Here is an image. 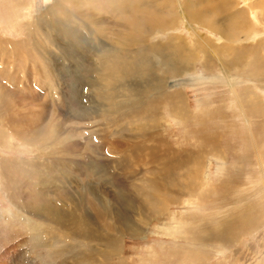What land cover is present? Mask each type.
I'll use <instances>...</instances> for the list:
<instances>
[{
	"label": "rangeland",
	"instance_id": "obj_1",
	"mask_svg": "<svg viewBox=\"0 0 264 264\" xmlns=\"http://www.w3.org/2000/svg\"><path fill=\"white\" fill-rule=\"evenodd\" d=\"M94 1L0 0V264H264V113L242 107L251 94L264 109V77L244 64L251 55L231 72L202 69L197 54L187 69L179 62L182 78L152 65L137 78L135 52L169 35L130 46L112 9ZM249 16L258 30L244 47L264 53V18ZM175 33L190 46L196 25ZM105 53L124 56L131 74L99 87ZM181 80L180 111L165 84ZM124 81L135 90L130 110L117 103ZM227 221L230 237L213 238Z\"/></svg>",
	"mask_w": 264,
	"mask_h": 264
},
{
	"label": "bare ground",
	"instance_id": "obj_2",
	"mask_svg": "<svg viewBox=\"0 0 264 264\" xmlns=\"http://www.w3.org/2000/svg\"><path fill=\"white\" fill-rule=\"evenodd\" d=\"M86 1L90 5L92 0H86ZM103 1L106 4L105 6L110 7L112 11L114 12L115 20L120 25L121 30H123V32L125 30V32L128 33V34L125 33L126 36H121V38L126 40V42L131 43L130 46H133L135 43H137L136 41L139 40L140 37L147 38V37L154 35L156 32H161L166 35H169L163 43H159V42H155L154 44L151 43L152 44V45L150 44L151 52L149 49L145 50V48L143 49L141 48L139 50L137 49L138 51L136 50L137 52L135 53H136L137 59L139 60V64H137L135 68H133V70L137 72L139 71L140 75L137 76V78H140L141 74H143L144 72L145 74L147 72H150L148 69L149 65H152V67L156 69H158V66L165 67L166 69H168L167 71L171 70L172 73H174L173 77L180 75V78H182L181 77L183 75L182 73H184V75H188V73L187 71L180 69L181 67H179L180 66L179 62H182L183 60L182 63L186 65V66L184 65L185 66L184 69H187V66L188 67L192 66L191 64H189L190 61L194 60V57L192 56H196L197 54L202 55V60L200 62L202 69L204 68L212 69V67L214 66L213 64L216 63V67L221 68L224 71L231 72L232 69H235L237 66L240 65V61L244 62L245 53L251 55V58H252L250 62L246 61L244 63L245 65H248L247 67L249 68V72L253 74L256 78L260 79L264 77V53H260L259 51H254L256 48L245 49L244 44H243V41L245 40L244 38L247 37V35L254 34V32L258 30L257 25L252 23L251 21L252 17L250 18L249 16L250 10L255 11L258 14V17L260 20L264 18V15H263L264 0H241V1H244V6L237 10H236V7L238 3L236 2V0H198L197 1L199 4L204 3L205 4L204 6L208 9H205L202 6L201 8L200 5L197 6L195 1L193 0H103ZM54 4H55V7L57 8L60 5L58 0H56ZM72 6L74 7L75 5L73 4ZM6 7L7 6L4 5L3 8H1V11L2 12L3 10L5 11ZM78 7L76 6L77 10H78ZM218 12H221V16L218 18L214 17L215 15H217ZM219 15L220 14H218V16ZM180 19L182 20L180 21ZM183 22L192 23L196 25V35L194 38H192V43L190 44V46L182 45L180 42L181 39L173 35V34H176L175 33L176 31L178 30L180 31V24H183ZM260 22L264 26V21L262 20ZM203 26L208 28L206 29V31L210 30L212 32L214 31L215 33L216 32L218 33L217 42H215V39H214L215 37H212L213 35L211 36V35H208L207 33L206 35L211 36L212 38L207 36L208 39L206 38H205L206 40L203 39V35L199 34V29L200 27H203ZM167 31H170V33H167ZM249 32L250 34H248ZM117 39L119 40L118 37ZM175 39L178 40L177 43L175 42ZM173 43H176L177 46L174 45ZM125 48H126V45L124 49ZM163 49H165L167 52H163L162 51ZM105 51L110 52V49L104 50V52ZM112 51L113 53L117 51L114 45H113ZM110 54L105 53L101 56V58L105 59L106 62L103 63L102 71L100 74L101 80L100 82L97 83L99 87L100 86L104 87V85L108 87V84L106 82L107 80L103 81L107 77H109L110 79L114 78L117 82L118 80L124 77H129L127 74H131V73H127L129 66L127 65V63H125L126 62V60H124L125 58L122 59L124 56L121 57L122 55L120 56L119 54H114V55H110ZM146 54L147 55L150 54V55L147 56ZM147 57H149L150 59H153L154 63H148L147 67L145 68L143 65L146 62V60H148ZM127 62L129 63V61ZM111 76H113V78ZM197 77H201L203 80L202 76L198 75ZM190 80H193V78H191ZM181 82L182 80L180 81V83L176 82L177 84H172V82L170 83L167 82L165 84V86L170 90V91L167 90L166 92L168 99L170 98L167 102L172 106L176 105L177 106L176 108L180 111H181L182 106L185 110L184 103H182V100H181V96L180 97L178 96L179 95L178 92L180 93V89L176 88L181 85ZM127 85H128V81H124V83L122 82V85H121V88H125L126 91L128 92L127 98L124 100L118 101V102L116 101V102L120 104L121 109L126 108L130 110V108H132V104H131L132 101L130 102V98L135 95V90H134V87H132L131 90L130 88L127 89ZM159 88L160 87L156 88V90L154 91L157 92ZM103 94H106V91ZM103 94H101V97L103 96ZM106 96L107 95H105V98ZM107 100H109V102L112 103L113 97L110 95ZM259 101L260 100L258 98L250 94L243 101L242 107L251 117L257 118V116H259L260 114L262 115L264 113V109H259L258 107ZM207 139L208 138H206L205 140ZM210 142L214 143L213 139H210ZM192 163H193V165H191L192 176L190 175L191 180L198 181L199 179L196 178L195 175L197 173L201 174V166L197 159H195ZM179 165L181 166L182 163H179ZM242 212L244 214H241L240 218L238 215L234 217L238 221V224L240 225L243 224V222L246 220V217H247L246 209L243 210ZM55 214H56V211H55ZM230 222L231 221L220 222L215 227H213V229L210 230L214 232L213 238H216L219 240L222 238L228 239L230 237V232L231 231L233 232L234 228L236 227L234 224ZM125 228L129 230L130 232L137 231L136 230L137 227L135 228V226L132 223L127 224ZM132 234L134 235V233ZM140 234H142V232Z\"/></svg>",
	"mask_w": 264,
	"mask_h": 264
}]
</instances>
